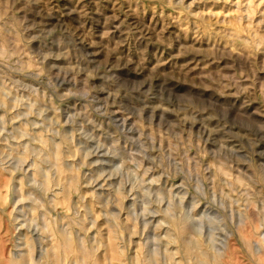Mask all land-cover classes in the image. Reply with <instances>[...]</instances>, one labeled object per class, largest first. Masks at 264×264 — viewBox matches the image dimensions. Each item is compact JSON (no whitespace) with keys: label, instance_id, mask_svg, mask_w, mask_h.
<instances>
[{"label":"rangeland","instance_id":"374dc122","mask_svg":"<svg viewBox=\"0 0 264 264\" xmlns=\"http://www.w3.org/2000/svg\"><path fill=\"white\" fill-rule=\"evenodd\" d=\"M0 264H264V0H0Z\"/></svg>","mask_w":264,"mask_h":264}]
</instances>
